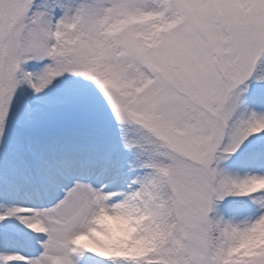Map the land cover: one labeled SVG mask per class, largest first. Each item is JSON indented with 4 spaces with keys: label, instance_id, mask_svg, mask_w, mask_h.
Returning a JSON list of instances; mask_svg holds the SVG:
<instances>
[{
    "label": "snow or ice",
    "instance_id": "snow-or-ice-1",
    "mask_svg": "<svg viewBox=\"0 0 264 264\" xmlns=\"http://www.w3.org/2000/svg\"><path fill=\"white\" fill-rule=\"evenodd\" d=\"M0 264H264V0H0Z\"/></svg>",
    "mask_w": 264,
    "mask_h": 264
}]
</instances>
